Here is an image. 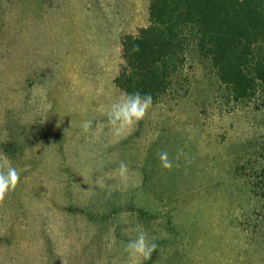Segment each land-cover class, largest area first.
Masks as SVG:
<instances>
[{
    "label": "rangeland",
    "instance_id": "374dc122",
    "mask_svg": "<svg viewBox=\"0 0 264 264\" xmlns=\"http://www.w3.org/2000/svg\"><path fill=\"white\" fill-rule=\"evenodd\" d=\"M150 1L0 0V152L20 172L0 264H131L137 226L157 244L143 264H264L263 94L234 101L189 53L143 120L108 125L121 40L148 25ZM180 149L191 165L162 168L157 154Z\"/></svg>",
    "mask_w": 264,
    "mask_h": 264
},
{
    "label": "trees",
    "instance_id": "16d2710c",
    "mask_svg": "<svg viewBox=\"0 0 264 264\" xmlns=\"http://www.w3.org/2000/svg\"><path fill=\"white\" fill-rule=\"evenodd\" d=\"M189 53L210 61L234 101L264 95V0H151L148 25L121 40L114 84L157 103Z\"/></svg>",
    "mask_w": 264,
    "mask_h": 264
},
{
    "label": "clouds",
    "instance_id": "9594fccd",
    "mask_svg": "<svg viewBox=\"0 0 264 264\" xmlns=\"http://www.w3.org/2000/svg\"><path fill=\"white\" fill-rule=\"evenodd\" d=\"M131 51L138 52L139 46L134 45ZM153 105L154 100L151 93H141L139 90L130 93L126 90H121L106 109L107 122L113 135L120 136L125 131L131 130L145 118ZM81 128L84 132L90 131L93 128V120H84L81 123ZM157 155L161 167L167 170H172L174 167L179 168L181 166V158H183L185 166H189L192 163V159L183 149L177 151L174 160L169 158L167 151H160ZM114 171L122 179L126 180L130 170L127 163L121 161ZM19 182L20 172L13 165L11 159L0 152V205L4 204L8 194L15 190ZM95 185L100 189H104L107 194H111L112 186L104 177L98 176L95 180ZM74 187L79 189L78 185H74ZM88 192L94 194L95 191L89 188ZM136 232V237L127 243L125 251L129 254L131 264H143V261L151 258L152 253L157 248V244L155 240L149 239L142 226H137Z\"/></svg>",
    "mask_w": 264,
    "mask_h": 264
}]
</instances>
